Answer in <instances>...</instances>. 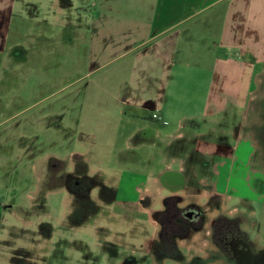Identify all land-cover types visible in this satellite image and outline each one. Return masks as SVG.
I'll list each match as a JSON object with an SVG mask.
<instances>
[{"label": "rangeland", "instance_id": "obj_1", "mask_svg": "<svg viewBox=\"0 0 264 264\" xmlns=\"http://www.w3.org/2000/svg\"><path fill=\"white\" fill-rule=\"evenodd\" d=\"M127 1L25 0L26 16L47 24L33 26L28 19L17 36L13 29L8 46L18 49L1 77L0 264H145L132 253L144 241L138 228L146 226L140 220L159 209L156 204L166 193L150 181L162 168L158 152L135 147L128 137L152 124L146 119L128 123L110 99L112 86L126 77L119 62L91 73L93 61L84 54L90 14L100 8L126 11ZM19 5L15 0V14ZM257 83L240 127L255 146L252 188L241 180L243 169H235L228 182L220 171L211 175L223 196L214 198V189L205 186L208 177L200 175L203 182L194 184L197 172L187 165L190 186L182 195L183 203H198L209 216L231 207L245 213L253 222L251 238L264 248V75ZM100 85L104 91L94 87ZM196 123L206 126L199 118ZM23 146L28 155H21ZM196 159L206 163L208 158ZM82 176L92 183L89 190L78 185ZM146 196L153 202L148 208L137 204ZM203 243L192 238L182 264L196 255L205 259Z\"/></svg>", "mask_w": 264, "mask_h": 264}, {"label": "crops", "instance_id": "obj_2", "mask_svg": "<svg viewBox=\"0 0 264 264\" xmlns=\"http://www.w3.org/2000/svg\"><path fill=\"white\" fill-rule=\"evenodd\" d=\"M14 2L0 0V84L18 49L8 46L12 31L15 28L17 36L18 28L30 20L25 0H20L16 14ZM125 8H100L90 14L84 54L93 61L91 73L119 62L126 77L112 86L110 99L128 123L151 122L128 137L135 147L160 155L162 168L156 179L150 176L151 183L155 181L163 192L158 183L161 173H178L186 165L198 170L196 157L204 156L213 176L221 171L225 182L235 169H243L241 180L250 190L255 146L240 127L250 93L264 75V0H129ZM60 24L66 25L64 20ZM94 87L104 91L101 85ZM91 88L85 89L87 95ZM198 118L206 124L204 129L196 123ZM21 150L22 156L28 155L24 146ZM188 157H193L191 162ZM210 183L219 189L218 182L210 179Z\"/></svg>", "mask_w": 264, "mask_h": 264}, {"label": "flooded vegetation", "instance_id": "obj_3", "mask_svg": "<svg viewBox=\"0 0 264 264\" xmlns=\"http://www.w3.org/2000/svg\"><path fill=\"white\" fill-rule=\"evenodd\" d=\"M263 132L264 127L261 139ZM200 164L194 184L203 182L198 179L200 175L212 179L213 173L206 170L207 164ZM186 171L187 165L181 172H164L158 176V183L166 195L157 202L158 210L142 215L144 219L140 221L146 228L138 230L144 235V241L132 250L134 257L137 255L139 262L145 264H182L186 248L192 238L197 237L204 241L202 248L207 252L206 258L196 255L189 264H264V248L251 238L248 228L253 222L245 213L231 207L229 211L209 216L200 204L183 203L182 194L190 186L187 185ZM205 186L212 187V184L205 183ZM213 189L214 198L223 196ZM227 198L229 203L231 196ZM152 203L151 197L146 196L137 204L148 208Z\"/></svg>", "mask_w": 264, "mask_h": 264}, {"label": "trees", "instance_id": "obj_4", "mask_svg": "<svg viewBox=\"0 0 264 264\" xmlns=\"http://www.w3.org/2000/svg\"><path fill=\"white\" fill-rule=\"evenodd\" d=\"M76 167H79L82 169V173H84V168L81 167V166H76ZM79 183L78 185L83 189V188H86L87 190H89L90 188H92V183L89 182V180H86V178L84 176H82L80 179H78ZM77 182V181H76ZM87 183V184H84V183ZM75 183V182H74ZM73 183V184H74ZM76 184H74L73 186H75ZM82 185V186H81ZM76 213H74L72 216H74ZM71 216V217H72Z\"/></svg>", "mask_w": 264, "mask_h": 264}, {"label": "built area", "instance_id": "obj_5", "mask_svg": "<svg viewBox=\"0 0 264 264\" xmlns=\"http://www.w3.org/2000/svg\"><path fill=\"white\" fill-rule=\"evenodd\" d=\"M152 118H157L156 116H153Z\"/></svg>", "mask_w": 264, "mask_h": 264}]
</instances>
